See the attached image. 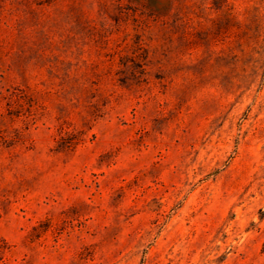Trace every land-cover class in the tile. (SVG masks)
I'll use <instances>...</instances> for the list:
<instances>
[{
	"label": "rangeland",
	"instance_id": "1",
	"mask_svg": "<svg viewBox=\"0 0 264 264\" xmlns=\"http://www.w3.org/2000/svg\"><path fill=\"white\" fill-rule=\"evenodd\" d=\"M0 264H264V0H0Z\"/></svg>",
	"mask_w": 264,
	"mask_h": 264
}]
</instances>
